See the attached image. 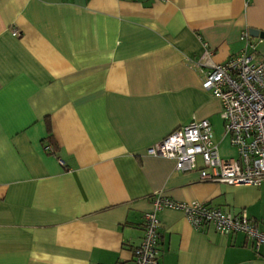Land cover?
<instances>
[{"label": "crops", "instance_id": "0c3cea01", "mask_svg": "<svg viewBox=\"0 0 264 264\" xmlns=\"http://www.w3.org/2000/svg\"><path fill=\"white\" fill-rule=\"evenodd\" d=\"M250 26L264 30V0H0V264H132L159 192L262 219L264 186L146 152L207 118L237 154L202 81L246 42L264 56ZM158 218L156 264H264L242 231Z\"/></svg>", "mask_w": 264, "mask_h": 264}, {"label": "built area", "instance_id": "2783aa9c", "mask_svg": "<svg viewBox=\"0 0 264 264\" xmlns=\"http://www.w3.org/2000/svg\"><path fill=\"white\" fill-rule=\"evenodd\" d=\"M248 35L246 30L242 37ZM248 44L225 61L212 64L202 81L221 100L225 132L237 154L224 157L219 153L207 118L176 126L148 145V154L173 157L181 170L193 168L200 155L211 168L199 169L201 179L264 186V56L248 51ZM164 207L182 210L195 227L212 223L221 233L244 232L256 248L264 245V217L258 220L245 210L233 214L203 201L176 200L159 192L152 198V208L144 212L145 231L133 249L132 264H156L158 212Z\"/></svg>", "mask_w": 264, "mask_h": 264}, {"label": "water", "instance_id": "95a60500", "mask_svg": "<svg viewBox=\"0 0 264 264\" xmlns=\"http://www.w3.org/2000/svg\"><path fill=\"white\" fill-rule=\"evenodd\" d=\"M249 34H251L252 36H259L261 38H264V30L263 29H259L257 27H253L250 26L248 28Z\"/></svg>", "mask_w": 264, "mask_h": 264}]
</instances>
